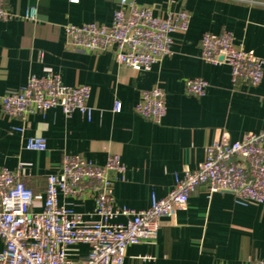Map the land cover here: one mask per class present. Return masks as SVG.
<instances>
[{"label": "crops", "instance_id": "obj_1", "mask_svg": "<svg viewBox=\"0 0 264 264\" xmlns=\"http://www.w3.org/2000/svg\"><path fill=\"white\" fill-rule=\"evenodd\" d=\"M4 1L18 14L34 7L36 18L0 20V97L21 88L30 74L54 73L65 85L90 87V118L77 110L66 115L60 107L10 118L0 106V167L21 168L35 210L42 208L47 175L65 154L101 165L109 153H118L125 170L111 173L114 205L142 209L151 194L165 196L175 174L196 168L208 144L222 136L236 140L264 126V64L258 84L233 85L227 64L200 57L204 32L228 30L235 43L264 60V0H135L155 15L183 9L189 18L187 30L172 33L170 53L140 72L117 63L109 50L82 52L65 44L66 23L109 24L117 0ZM192 77L208 82L202 96L186 92L185 81ZM153 86L165 93L158 124L133 109L140 91ZM115 101L119 111L113 110ZM22 125L23 132L13 129ZM29 136L45 138L46 148H24ZM58 204L84 220L96 219L91 196L59 194ZM162 221L153 243L123 249L122 264H250L264 258V203L238 205L228 192L208 195L199 186L183 208ZM72 248L75 259L88 250L84 243Z\"/></svg>", "mask_w": 264, "mask_h": 264}, {"label": "built area", "instance_id": "obj_2", "mask_svg": "<svg viewBox=\"0 0 264 264\" xmlns=\"http://www.w3.org/2000/svg\"><path fill=\"white\" fill-rule=\"evenodd\" d=\"M13 18L34 20L36 9L28 7L24 14H18L0 0V20ZM188 24V14L183 9L155 15L152 7L135 0H117L109 24L66 23L65 44L82 52L109 50L117 63L136 72L147 71L170 53L172 33L184 32ZM42 56L40 52L39 57ZM200 57L211 64H227L233 85L243 81L256 85L262 78L263 58L235 43L228 30L204 32ZM207 86L201 77L185 81L186 92L194 96H202ZM89 96L90 87L86 84L65 85L54 73L30 74L21 88L0 97V106L10 118L26 119L29 114L51 107H60L66 115L77 110L90 118ZM120 108V102L115 101L113 110ZM133 109L143 118L160 123L165 114L164 91L158 86L141 90ZM13 129L23 132L25 125ZM24 148L44 150L45 138L29 136ZM124 170L118 153H109L101 165L79 154H65L59 168L47 175L42 208L35 210L34 194L26 185L21 168L0 167V264H122L123 249L129 244L153 243L162 218L173 217L199 186H204L208 195L228 192L238 205L263 204L264 126L236 140L222 136L208 144L197 167L175 174L165 196L157 198L151 194L146 208L114 205L111 173ZM59 194L91 196L96 219L84 220L81 214L59 205ZM119 216L125 220H117ZM77 243L86 244L88 250L75 259L71 251ZM250 264H264V258L253 259Z\"/></svg>", "mask_w": 264, "mask_h": 264}]
</instances>
